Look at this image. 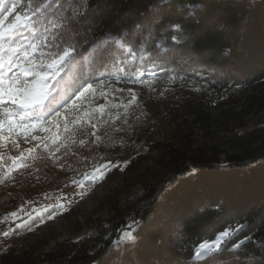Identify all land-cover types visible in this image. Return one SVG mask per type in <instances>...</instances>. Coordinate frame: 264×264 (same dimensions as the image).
Instances as JSON below:
<instances>
[{
  "label": "trees",
  "instance_id": "obj_1",
  "mask_svg": "<svg viewBox=\"0 0 264 264\" xmlns=\"http://www.w3.org/2000/svg\"><path fill=\"white\" fill-rule=\"evenodd\" d=\"M29 2L12 3L23 12ZM60 2L66 9L62 15L70 16L77 8L85 13L65 22L66 29H61L63 47L79 41L73 50L78 58L73 91L118 63L140 56L145 65L158 69L154 82L159 91L171 86V80L192 81L209 95L226 97L264 81V0H170L171 6L163 8L161 0H86V10L84 0ZM172 24L181 27H170ZM102 37L110 52L101 63L90 45ZM150 129L143 124L137 140L145 138ZM169 139L171 143L162 142L153 150L169 157L173 177L158 199L146 204L131 239L122 241L121 231L96 247L82 243L81 248L74 245L66 252H44L39 264H264V162L222 169L203 151L187 154L176 133ZM186 155L188 173L181 169ZM57 156L69 167L85 164L90 169L95 164L84 151L70 153L64 148ZM104 157L123 161L118 164L123 168L125 162H131L130 156L128 160L123 156L118 160L113 154ZM32 171L0 189V216H9L28 199L25 186L32 181L52 179L43 161L33 164ZM156 189H151L150 196ZM53 211L41 212L33 223L44 221ZM157 216H161V224H152ZM120 229L116 228L118 232ZM226 230L232 234L222 242L227 243L219 254L213 250L194 257L199 245L214 241ZM0 248V264H21L15 260L14 248Z\"/></svg>",
  "mask_w": 264,
  "mask_h": 264
},
{
  "label": "rangeland",
  "instance_id": "obj_2",
  "mask_svg": "<svg viewBox=\"0 0 264 264\" xmlns=\"http://www.w3.org/2000/svg\"><path fill=\"white\" fill-rule=\"evenodd\" d=\"M12 2L5 0L0 19ZM15 15L9 16L5 24ZM142 58L131 57L126 63L101 72L91 82L96 87L95 93L86 96L80 109L73 110L74 115L66 114L72 121L67 130L62 120L60 127L52 128L51 132L37 130L27 138L20 132L7 140L0 139V189L13 184L23 174H30L33 164L39 161L46 164L52 176L51 181H32L25 186L28 199L22 200L9 216H0V240L4 243L0 246H5L4 250L14 248L17 262L43 263L44 252H66L74 245L81 248L82 243L96 247L121 231L122 241L128 240L129 235L132 237L146 204L155 202L173 177L169 157H161L160 151L153 150L162 142L171 143L172 133L184 142L187 154L203 151L205 157L222 169L264 162V81L226 97L209 95L199 83L192 81L171 80V86L159 91L154 82L158 69L145 65ZM143 124L151 129L139 141L137 132ZM53 134L58 139L55 143L47 140L48 148L43 143L35 147L39 142L30 138L35 135L43 139ZM96 136L101 139L97 141ZM30 148L35 150L23 161L26 167L13 169V160L21 153L28 156ZM64 148L70 153L90 154L95 164L90 169L80 163L78 167L62 164L57 154ZM109 154L118 160L130 156L131 162H125L123 168L118 166L123 161L105 159ZM188 156L184 157L185 169L181 167L187 170L184 173L190 170ZM101 165L107 167L102 169L103 177L97 178L95 169ZM151 189L157 192L150 196ZM50 208L55 211L44 221L33 223L36 215ZM160 217L153 219L152 224H161ZM120 226L118 232L116 228ZM225 232L227 237L223 236ZM225 232L201 245L224 242L232 230ZM169 236L168 232L165 238ZM211 251H202L199 245L194 257L200 258Z\"/></svg>",
  "mask_w": 264,
  "mask_h": 264
},
{
  "label": "snow or ice",
  "instance_id": "obj_3",
  "mask_svg": "<svg viewBox=\"0 0 264 264\" xmlns=\"http://www.w3.org/2000/svg\"><path fill=\"white\" fill-rule=\"evenodd\" d=\"M4 3L5 0H0V8L4 7ZM170 6V0H161L162 8ZM84 8H87L86 0ZM65 11L64 3L60 0H31L23 12L18 11L15 3L5 9L7 14L0 19V139L7 140L20 132L26 138L37 130L51 132L52 128L60 127L62 120L67 130L68 124L72 122L67 116L74 115L73 110L80 109L86 96L95 93L96 87L91 83L86 84L82 90L73 91L78 64L73 50L79 41L63 47L64 32L61 29H66L65 22L77 19L85 13L77 8L70 16L62 15ZM13 13H16L14 19L5 24ZM170 27L181 26L172 24ZM90 47L95 50L98 62L102 63L109 55L110 46L105 47L104 37L92 41ZM87 51L86 48L85 52ZM72 95L75 99H72ZM30 138L39 142L35 147L43 143L48 148L46 141L51 139L55 143L58 136L53 134L42 139L32 135ZM100 139L96 136L97 141ZM34 150L30 148L27 150L28 156L21 153L15 158L13 169L26 167L23 161ZM17 160L20 161L19 164ZM106 167L107 165H101L95 169L97 178L103 177L102 169ZM12 215L15 216L16 213ZM223 236L227 237L228 233H223ZM127 238L132 237L129 235ZM225 244L218 240L213 245H200V248L202 251L214 249V254H219Z\"/></svg>",
  "mask_w": 264,
  "mask_h": 264
}]
</instances>
